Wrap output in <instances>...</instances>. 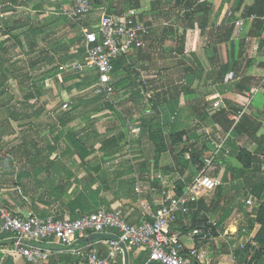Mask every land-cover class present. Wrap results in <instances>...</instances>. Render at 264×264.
<instances>
[{
    "label": "crops",
    "instance_id": "obj_1",
    "mask_svg": "<svg viewBox=\"0 0 264 264\" xmlns=\"http://www.w3.org/2000/svg\"><path fill=\"white\" fill-rule=\"evenodd\" d=\"M33 1L0 0V17H5V21L2 20L3 18L0 19V43L4 45L5 39L11 36V32L20 30L17 26H10L11 22L19 17L15 11L16 8L27 9L28 6H32ZM43 1H45V5L43 3L34 5L31 8L32 12L48 13L47 10L55 9L52 3L54 2L57 4L60 16L66 21L74 23L61 15V9L67 7L70 0ZM235 1L198 0V4L207 3L209 5V16L206 19L210 18L212 22H215L214 32H217L220 24L226 22V13L229 9L234 8ZM256 2L257 0H247L246 4L252 6ZM139 4L140 21L150 25L152 33L145 40L144 47L134 52L140 53L143 57L147 51L144 49L147 43L153 42L159 46L167 39L170 42L172 39L178 40L181 35L186 41L183 54H179L180 49L177 50L173 47L170 49V55L174 61H167L169 62L167 63L162 58L153 63L159 70L158 74L161 73L164 80L167 77V84L170 87L179 86L176 88L177 95L172 101L174 104L170 105V108L168 107L169 110L159 107V114L147 110V105H142L140 111L135 113L131 110L122 111L120 109L122 102H125L127 98L130 99L131 94L117 95V85H115V95L109 100V107H106L107 104L102 100L99 104L89 103L86 108L73 109V107L66 110L62 108L63 105L59 109L42 110L36 113L31 111L11 113L4 120H0V130L2 127L7 128V137H10L8 142L3 143L0 136L1 206L21 216L41 218L54 216L59 219L75 220L83 215L74 202L79 194L84 192L83 183L86 181L89 187L87 193L90 195L89 198H91L94 207L92 213L103 208L109 212L119 213L132 225H139L143 219L145 206L157 211L164 190L179 194L189 186L192 178L196 175L195 166L197 164H193L192 169L190 168L192 175L188 186L179 189L178 185H174V183L181 178L183 171L186 170V164L178 168L179 165L173 161L172 149L168 147V151H161L157 144L161 143V138L166 140L170 135L177 134L187 141L191 120L200 115L201 111L198 109L204 105L203 100H205L207 92L203 90V86H209L210 74L208 72L211 68L209 63L203 59V53L209 50L212 42L208 38L209 35L212 36L213 32L203 25L205 19L202 15L194 18L198 24H192L194 19L183 18L185 14H183L184 12L180 14L177 6L178 0H140ZM218 6L220 7L218 8ZM37 7L40 9L39 11L36 10ZM106 8L103 5L99 10L103 11ZM25 14L27 15V13ZM164 22H167L169 26H165ZM253 27L254 24L246 20L241 32L245 31L249 33L247 36H250ZM25 32L17 33L14 37L20 38L21 35H26V39L31 37L32 32ZM233 33L236 34L234 29ZM197 44H201L199 49ZM165 47L163 45L161 52L159 50L157 52L164 54ZM194 56L197 63L193 62ZM74 61L78 62L75 58L72 62ZM223 81L224 77L222 76L220 83L217 82L220 84V94L227 86ZM151 83L154 84L153 81ZM142 86L146 87L143 84L140 87ZM181 86L187 87V92H182ZM262 86H264L263 79L261 80ZM194 91L195 100H193ZM145 94L143 97L136 95L131 100L136 103L151 102L150 99L156 100L150 94L147 95L149 100H146ZM236 95L234 91L231 94H222L223 99L219 98L218 100L224 101L227 96L230 99L233 98L234 101H239ZM242 96L244 97L243 102L245 101L243 104L246 101L250 104L251 93L247 91ZM95 97L103 96H79L73 100L74 106L79 98H84V100L87 98V101L91 102V99H95ZM241 113L247 115L243 109H241ZM173 117H176L174 122H172ZM152 119L154 120L152 121ZM21 130L24 131L26 139L23 143L20 142L19 136ZM34 130L36 133L39 130L40 141L34 142V135H36ZM205 144L207 145V143L203 144L205 146L202 148L203 150L199 147L205 153L200 163L214 150V148L206 147ZM237 145L241 144L237 143ZM5 148L11 151V160L1 157L2 150ZM250 153L255 152L250 151ZM82 155H85L84 159ZM184 155L186 162L193 158L192 152H185ZM8 160L10 168L3 170L2 163ZM231 160L233 167L241 168V163L237 158L232 157ZM176 174L178 178L175 176ZM169 175L171 177H167ZM137 185L142 187L141 197L135 191ZM186 224L192 227L190 218L181 216L174 228L180 231ZM228 229V227H224L223 230L219 229L222 235L220 238L226 242V253H214L208 246L205 254L200 253V264H230V259L227 256L228 246L233 241H229L228 237H223ZM96 235L90 233L77 239L74 250L82 253V256L56 244L51 246L52 255L45 264H78L90 252L106 256L108 253L107 241L116 238L117 233L109 231L102 234L105 235L104 238H95ZM181 241L186 253L195 247L193 238L189 235H184ZM43 246L47 247L45 244ZM148 260L149 251L125 246L124 253L114 264H158L148 263ZM0 264H29L14 253V245L10 236L1 232V220Z\"/></svg>",
    "mask_w": 264,
    "mask_h": 264
},
{
    "label": "rangeland",
    "instance_id": "obj_2",
    "mask_svg": "<svg viewBox=\"0 0 264 264\" xmlns=\"http://www.w3.org/2000/svg\"><path fill=\"white\" fill-rule=\"evenodd\" d=\"M132 1L139 2L140 0ZM189 1L190 0H178L177 6L180 10V14L184 12L183 14L185 15L183 18L189 20H193L195 17L202 15L205 19L203 25H206L209 28V31H212L213 33L212 36L209 35L208 38V40L210 39L212 42L209 50L203 53V59L209 63L211 68L208 72V74H210L209 86H203V90L207 92L206 95L204 94L206 97L205 100H203L204 105L201 109H198L201 111L200 115L191 120V125H189L190 129L187 132V141L183 140L180 134H177L170 135L166 140L161 138V143L157 144L161 151H168V147L172 149L173 161L179 165L178 168L183 167L182 165L186 164V170L183 171L181 178L178 182L174 183V185H178L179 189L188 186L192 175L190 168L192 169L194 161H199L205 154L202 151V148L205 147L203 144L206 142V147L214 148L212 142L221 141L222 138H226L232 130L230 129L229 131H226L223 128V119L219 112L225 110L228 118L232 121V118L236 115L227 108H217L216 110H213L215 109L213 108V104L216 100L219 98L223 99L219 90L220 84H218L223 75V82L225 85L233 86L235 89L234 91L238 93L241 92L236 87L241 81L245 79L253 80L251 81L252 86L246 89L251 93V100L249 99L251 101L250 104L246 101L250 108L245 107L247 105L246 103L239 107H243L242 109L247 115L255 118L258 122L264 121V86L261 87V80L263 79L262 76H264V72L260 68L264 63V41L262 42L260 38L255 37L253 32L250 35L253 40L249 41L248 44L245 41V38L249 33H246L245 31H242L239 35L232 31L231 35L228 36V27H226L225 24H222L215 33L213 31L215 22H212L210 18L208 20L206 19V17L209 16V11H207V9L198 11V6L196 5L193 8H190L187 6ZM39 3L45 5V1L43 0H34L32 6H28L27 9H24V7L16 8L15 11H17L19 17H17L14 22H11L10 26H17L20 30L11 32V36L5 39L4 45L0 49V120H4L11 115V113H23L24 111L36 113L42 110L59 109L65 104L68 105L66 110H70L74 107L73 100L75 98L79 96L84 97L94 95L92 87L83 92L76 88V85L82 83L85 79H88V82H91V77L94 75L93 73H80L76 71L74 66L80 61L76 60L78 62H72L75 57H84L83 47L81 45L83 31L92 29L91 27L99 22L103 13L112 14L123 12L129 8V5H131L127 3L126 0H107L106 4H104V6L107 7L106 10H96L93 6V10L86 19L80 23L74 24L66 21L60 16L57 4L54 2L52 3L54 4L55 9L47 10L48 13L38 14L32 12L31 8ZM219 7L220 6H218V8ZM208 10H210V8H208ZM25 13H27V15ZM2 18L3 17H0V19ZM2 20L5 21V17ZM192 24L198 23L194 19ZM6 31L8 30L6 29ZM23 31L32 32L30 35L31 38L35 40V45L32 44L28 38L26 39V35H21L20 38L14 37L15 34L22 33ZM263 36L264 33L262 34V38ZM185 44L186 41L182 35L175 41L172 39L170 42L169 39H167L165 43L159 46H156L153 42L147 43L144 48L147 50L146 54L143 56L144 58L141 57L140 53L133 52L119 62L120 69L117 70L112 78L113 83L117 85L116 94H131L130 99L127 98L125 102H122V105L120 106L122 111L131 110L133 113L136 111L139 112L142 105H147V110L154 111L156 114H159V107L169 110L170 105L174 104L172 101H174L173 98L177 95L176 88L179 86L170 87L167 84V77L166 80H164L162 77L163 75H161V73L158 74L159 70L153 65V63L162 58L165 59V62L174 61L170 55V49L173 47L177 50H184ZM163 45L164 47L166 46L165 49H163L164 54H160L157 51L159 50L161 52ZM200 45L201 44H197L198 49ZM57 51H59V53H56ZM66 59H68V62L64 64L63 61ZM196 61L197 59L194 56L193 62L197 63ZM226 67H228V70L225 74L224 71ZM229 74H234L235 78L226 83L225 78ZM218 79L219 81H217ZM120 80L122 81L119 82ZM255 80L257 86H253ZM152 81L154 84L151 83ZM142 84L146 85L148 89L145 94L146 100H149L147 95L150 94L153 99H156L155 101L150 99L151 102L146 101L144 103H136L131 100L134 99L137 91H139V87H136V85L141 86ZM180 88L181 90L183 89L182 92H187V87L181 86ZM37 90L41 91V94H39L37 98L27 99V95L30 92L34 93V91L36 92ZM195 98L194 91L193 100H195ZM166 105L168 106L166 107ZM23 120L25 121L26 119ZM153 120L154 119H152V121ZM234 125L235 122H233V126ZM37 131L38 132L36 133V130H34V133H36L33 139L34 142L40 141V133L39 130ZM7 134V128L2 127L0 130L1 142L5 143L10 140V137H7ZM20 134V142L23 143L26 140L25 133L21 130ZM234 140L235 138H230V141ZM237 141H239V139H237ZM244 146L247 149L246 153H250V151L255 152L257 148L256 144L249 141ZM199 147L202 150L199 149ZM185 152L193 153V158L189 162H186L184 159ZM10 156H12L10 150L6 148L2 150V158H8L11 160ZM231 158V155L229 157L220 156L217 158L218 162L215 166L216 168L211 171V174L221 180L227 166L232 163ZM247 160L248 157L247 154H245L241 167L247 163ZM261 163L263 164L262 169L264 171L263 156L261 157ZM2 166L3 170L9 169V160L4 161ZM18 168L20 167L18 166ZM178 171H181V169H178ZM175 176L178 178L177 174ZM167 177H171V175ZM213 194L214 193L207 195L200 200L201 202L203 201L206 208H204L199 202L197 207L200 210L203 209L208 214V218L211 221H216L219 220L222 211L220 209L212 208ZM236 194L237 192L233 189L228 193H225V197L228 201L226 202V207L228 206L229 200ZM243 201L244 199L241 197L239 203H243ZM207 209H209V211ZM200 210L197 212H201ZM216 210L217 212H215ZM258 217L264 221V213L260 215L257 214L253 211L251 206L245 203L242 211L238 208L234 210L224 227L239 228L242 225L252 223L254 220H257ZM214 243L215 244L209 245V248L213 250L214 253H226V242L224 239L218 237V240Z\"/></svg>",
    "mask_w": 264,
    "mask_h": 264
},
{
    "label": "built area",
    "instance_id": "obj_3",
    "mask_svg": "<svg viewBox=\"0 0 264 264\" xmlns=\"http://www.w3.org/2000/svg\"><path fill=\"white\" fill-rule=\"evenodd\" d=\"M93 6V0H70L69 5L61 9V15L71 22L80 23L90 15ZM236 14L233 9H229L225 16L226 22L223 24L233 28L237 35L241 34L246 20L253 24L264 23V16L255 14L234 21L233 17ZM139 17L140 12L136 8H128L121 14L103 13L92 29L83 31L81 45L84 59L78 62L74 69L80 73H93L97 76V82L92 86L94 95L111 100L115 95V85L112 81L114 63L121 57L142 49L145 40L150 37L152 27L141 22ZM164 25L169 26L167 22H164ZM252 40L250 36L245 38L247 44ZM234 78V74H229L225 81L227 83ZM248 106L249 104L245 107ZM223 107L222 100L213 104L215 109ZM67 108L68 105L65 104L63 109ZM242 115L243 113H240L232 118L235 122L234 127ZM175 119L176 117H173L172 122ZM231 131L220 143L211 141L214 147L212 154L195 166L196 175L185 190L180 194L164 190L157 211L144 207L143 219L139 225H132L119 213L109 212L103 208L70 220L54 216L46 218L21 216L0 205L1 232L10 236L14 253L29 264L47 263L52 255L51 246L55 244L82 256V253L74 250V244L79 237L90 233L105 234L109 231H115L117 236L107 241V255L100 256L90 252L78 264H114L124 253L125 246L149 251L148 263L200 264V253L205 254L210 244L218 237L222 238L220 230L214 229L211 220L207 224H197L195 227L186 224V233L176 230L174 225L181 216L189 217L192 202L214 193L220 185L221 180L212 175L211 171L216 168L217 158L230 156L231 151L227 142L231 138ZM135 191L139 197L143 194L140 185L136 186ZM246 203L255 211L264 204V199L249 196ZM202 215L199 214L198 220ZM260 228L254 220L250 224L234 229L230 227L227 230L223 237L233 241L228 246L227 256L230 264H260L262 247L256 240ZM184 235L192 237L195 244L187 253L181 241ZM44 244L47 247H44Z\"/></svg>",
    "mask_w": 264,
    "mask_h": 264
},
{
    "label": "trees",
    "instance_id": "obj_4",
    "mask_svg": "<svg viewBox=\"0 0 264 264\" xmlns=\"http://www.w3.org/2000/svg\"><path fill=\"white\" fill-rule=\"evenodd\" d=\"M137 1V0H136ZM247 0H236L234 4L233 10L237 13L235 17H233V20L236 21L240 18H246L250 15H258L260 17L264 16V0H257V2L252 6H247L246 4ZM107 0H93V5L96 10L101 9V7L106 4ZM127 3L131 4L129 5V8H140L139 2H134L132 0H126ZM190 8H193L195 5L198 6V11L208 10L209 5L207 3L205 4H198V0H190L187 3ZM198 4V5H197ZM39 11V7L36 9ZM122 12H117L115 14H121ZM196 14V13H194ZM229 23V21H227ZM230 24V23H229ZM229 27V26H228ZM92 28V27H91ZM1 30V29H0ZM264 30V23L258 22L254 24L253 27V35L257 38H260L263 42L264 39L262 38V32ZM233 31V28L229 27L227 34L228 36L231 35V32ZM39 32V31H37ZM28 39L32 42V44H36L35 40L31 37H28ZM83 40V36H82ZM81 40V41H82ZM3 44L0 43V49L2 48ZM84 52V50H83ZM184 50L180 49L179 54H183ZM125 57H121L114 63V74L117 72V70L120 69L121 60L125 59ZM84 57H75V60H79L82 62ZM68 59L64 60L63 63H67ZM262 71L264 72V63L260 66ZM228 70V67L225 68V74ZM113 74V75H114ZM224 76V75H223ZM90 80L91 82H88V79H85L82 81V83L76 85V88L80 91H85L88 88L92 87L97 82V76L93 75ZM263 78V76H262ZM122 81V80H120ZM119 81V82H120ZM251 81L249 79H245L241 81V83L236 87L240 90L241 93H238L236 96H238L239 101H234L233 98L230 99L227 96H225L224 107L230 109L232 113L239 115L241 113V109L243 104L244 97L242 94L244 92H247V88L252 86ZM255 82V83H254ZM253 82V86H256V80ZM115 85V84H114ZM136 87H139V91H137L136 95L142 96L146 93L147 89L145 86L140 87L139 85H136ZM235 89L233 86H225L224 91L222 92L223 95L231 94ZM235 92V91H234ZM41 94L40 90H37L34 93L30 92L27 95V99H35ZM104 100V102L107 104L106 107H109L110 101L105 99L104 97H95V99H91V102L87 101V98L84 100V98H79L76 100V105L73 109H79V108H86V106L89 103L92 104H99L100 101ZM226 109V110H227ZM215 110V109H213ZM220 115H222V121H223V128L226 131H231V137L235 138L234 141H228L227 146L230 148L231 156L235 157L239 160V162L242 164L244 155L247 154L248 160L247 163L244 164L241 168H235L232 165H228L225 173L221 179L220 185L217 187L216 191L213 194V202H212V208L220 209L222 211V215L219 216V220L212 221L213 226L215 227V230H223L225 223L229 220L231 215L233 214L234 210L238 208L239 210H243L244 204L246 203L249 196H252L257 199H264V171L262 169L263 164L261 163V157H264V121L258 122L255 118H252L248 115H242L239 122L236 124V126H233L232 120L228 118V115L226 114L225 110H222L219 112ZM264 117V114H263ZM264 120V119H263ZM232 126V127H231ZM239 139V141H237ZM241 140V141H240ZM255 143L257 145V150L254 154L246 153L247 149L244 146L247 142ZM241 144L240 146L237 145ZM195 157V153H194ZM82 158H85V155H82ZM201 158L198 161H194V165L201 164ZM84 192L80 193L79 196L75 199L74 204L79 207L82 214H90L92 211H94V207L91 203L90 195H88L87 191L89 189L87 182L84 183ZM231 189L235 190L237 194L233 196L228 203V206L226 207L227 198L225 197V193H228ZM180 194V193H179ZM243 197L244 201L243 203H239L240 198ZM201 200V199H200ZM200 200L194 201L191 203V214L189 215L190 218V224H192V227H195L197 224H207L210 219L208 218V214L203 210L199 209L197 206L200 204L204 206L203 201ZM199 202V203H198ZM202 207V208H203ZM200 210L201 212H197ZM209 211V209H207ZM217 212V210L215 211ZM257 214L264 213V204L258 209L255 210ZM199 213L203 214L202 217L198 220ZM257 223L260 225V230L256 236L257 242L262 247V253L259 256L260 264H264V221H262L259 217L257 218ZM183 223V221H181ZM183 225V224H182ZM182 233L187 232L186 227H182L180 229Z\"/></svg>",
    "mask_w": 264,
    "mask_h": 264
},
{
    "label": "water",
    "instance_id": "obj_5",
    "mask_svg": "<svg viewBox=\"0 0 264 264\" xmlns=\"http://www.w3.org/2000/svg\"><path fill=\"white\" fill-rule=\"evenodd\" d=\"M104 237H105V235H102V234H98L95 236V238H104Z\"/></svg>",
    "mask_w": 264,
    "mask_h": 264
}]
</instances>
